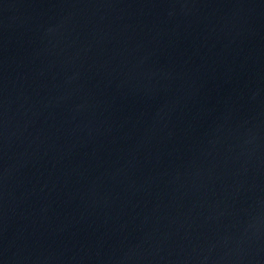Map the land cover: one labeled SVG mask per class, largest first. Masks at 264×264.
Masks as SVG:
<instances>
[{"label": "water", "instance_id": "water-1", "mask_svg": "<svg viewBox=\"0 0 264 264\" xmlns=\"http://www.w3.org/2000/svg\"><path fill=\"white\" fill-rule=\"evenodd\" d=\"M0 264H264V0H0Z\"/></svg>", "mask_w": 264, "mask_h": 264}]
</instances>
